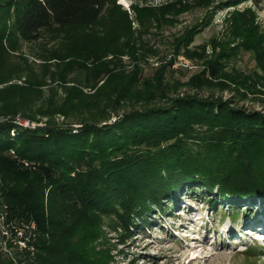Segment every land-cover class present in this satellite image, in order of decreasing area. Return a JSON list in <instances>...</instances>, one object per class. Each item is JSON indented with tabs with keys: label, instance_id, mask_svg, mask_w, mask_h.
Listing matches in <instances>:
<instances>
[{
	"label": "trees",
	"instance_id": "trees-1",
	"mask_svg": "<svg viewBox=\"0 0 264 264\" xmlns=\"http://www.w3.org/2000/svg\"><path fill=\"white\" fill-rule=\"evenodd\" d=\"M110 1L0 0V55L8 45L36 40L43 32L90 27ZM183 8L180 0L160 7L162 15ZM231 19L235 36L212 43L213 56L186 82L191 93H169L180 84L163 77L173 57L156 68L155 80L134 68L109 102L136 99L142 105L102 124L24 126L0 117V198L10 217L32 218L37 232L32 254L16 252L13 259L0 253V264H107L111 254L94 243L102 214L113 215L112 226L125 233L135 216L143 219L165 201L175 205L187 188L201 191L210 206L264 203V111L238 105L232 95L199 90L211 84L250 90L247 76L224 70L242 49L264 77V31L256 14L247 7L232 11ZM200 29L195 24L175 37V53H194L189 45ZM132 45L126 40L127 49Z\"/></svg>",
	"mask_w": 264,
	"mask_h": 264
},
{
	"label": "rangeland",
	"instance_id": "rangeland-1",
	"mask_svg": "<svg viewBox=\"0 0 264 264\" xmlns=\"http://www.w3.org/2000/svg\"><path fill=\"white\" fill-rule=\"evenodd\" d=\"M170 1L112 0L90 27L70 26L8 45L0 55V117L29 126L102 124L142 105L136 99L116 105L109 102L117 85L127 82L135 69L143 78L155 80L160 63L174 57L163 77L168 84L174 80L180 84L169 93H191L193 88L186 82L213 56L212 43L235 36L232 11L249 7L264 31V0H180L183 9L163 16L160 7ZM195 24L201 29L189 45L194 53L186 55L181 48L175 53L174 38ZM128 39L133 43L129 49L125 47ZM110 48L117 52H103ZM219 48L216 45L215 50ZM224 68L247 76L246 82L253 83L251 89L236 92L230 85L211 84L199 89L202 94L232 95L238 105L264 111V93L259 91L264 90L263 72L250 52L240 50ZM255 72L260 78L254 77ZM10 134L16 133L11 130ZM187 189L175 205L165 201L162 208L153 206L143 219L135 216L134 227L125 233L120 226H112L113 215L102 214L94 243L100 252L111 254L107 264H264V244L252 235L264 231L259 214L264 203L255 199V204L210 206L201 191Z\"/></svg>",
	"mask_w": 264,
	"mask_h": 264
},
{
	"label": "built area",
	"instance_id": "built-area-1",
	"mask_svg": "<svg viewBox=\"0 0 264 264\" xmlns=\"http://www.w3.org/2000/svg\"><path fill=\"white\" fill-rule=\"evenodd\" d=\"M191 67L190 62H182ZM7 118V117H6ZM5 119V118H2ZM18 122L17 119H13ZM29 124H24L28 126ZM36 222L32 218H16L9 216L7 204L0 198V253L15 258L16 252L33 253L35 249Z\"/></svg>",
	"mask_w": 264,
	"mask_h": 264
},
{
	"label": "bare ground",
	"instance_id": "bare-ground-1",
	"mask_svg": "<svg viewBox=\"0 0 264 264\" xmlns=\"http://www.w3.org/2000/svg\"><path fill=\"white\" fill-rule=\"evenodd\" d=\"M121 1L125 3V0H121Z\"/></svg>",
	"mask_w": 264,
	"mask_h": 264
}]
</instances>
